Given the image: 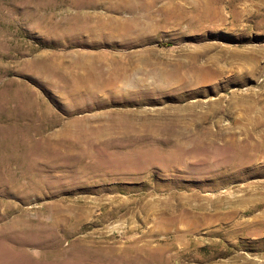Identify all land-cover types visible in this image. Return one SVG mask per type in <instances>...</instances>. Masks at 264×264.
<instances>
[{"label": "rangeland", "instance_id": "obj_1", "mask_svg": "<svg viewBox=\"0 0 264 264\" xmlns=\"http://www.w3.org/2000/svg\"><path fill=\"white\" fill-rule=\"evenodd\" d=\"M87 1L0 0V264H264V153L237 175L221 147L264 142V0H155L149 12ZM184 12L205 20L162 22ZM107 19L137 21L133 42L111 39ZM98 58L104 80L123 72L118 93L89 85ZM188 66L196 80L181 84ZM126 113L167 130L94 133ZM177 142L180 166L140 156Z\"/></svg>", "mask_w": 264, "mask_h": 264}, {"label": "bare ground", "instance_id": "obj_2", "mask_svg": "<svg viewBox=\"0 0 264 264\" xmlns=\"http://www.w3.org/2000/svg\"><path fill=\"white\" fill-rule=\"evenodd\" d=\"M89 1V0H88ZM87 1V2H88ZM97 1V0H96ZM107 2H108V11H110V12H115V11H119L120 12V10H127V11H135V10H137V9H143V10H147V12H149V11H151V9H152V7H153V3H154V1L155 0H149L148 2L146 1V2H143L142 0H106ZM89 2H92V1H89ZM86 3V2H85ZM90 5L91 3H87V4H85V5ZM138 12V11H137ZM199 13V12H198ZM161 14V13H160ZM151 15V14H150ZM154 16V15H153ZM162 17H163V23H165V22H167L168 20H172V22H173V24H175V26L176 25H179L180 23H183V22H187V24L188 25H191V26H193V25H198V24H200L201 25V23H203V21L205 20L204 19V14L202 13V14H200V15H188V14H186V12H184V14H179V15H171V14H168V13H166V14H164L163 13V15H162ZM85 18V17H84ZM112 18V17H111ZM142 18V17H141ZM143 18H145V17H143ZM81 19V18H80ZM118 19V18H117ZM79 20V19H78ZM114 20V19H113ZM124 20H126V19H124ZM133 20V19H132ZM145 20V19H144ZM144 20H142V21H144ZM153 20V19H152ZM82 23H85L84 21L85 20H83L82 19ZM151 21V20H150ZM145 22H148V21H145ZM158 22V21H157ZM96 23V22H95ZM150 23V22H149ZM148 23V24H149ZM137 24H138V22L137 21H130V22H124L123 23V30H119V23H118V25L117 24H115L113 21H112V19H107L106 20V23H105V28L107 29V31L109 32V37L112 39H119L120 40V42L121 43H124V44H129L130 42H133V40L131 41V39H130V36H129V32H127V28H129V27H131V26H137ZM160 24V23H159ZM205 24V23H204ZM83 25V24H82ZM102 25V24H101ZM117 25V26H116ZM147 25V24H146ZM126 26V27H125ZM141 27L143 26V25H140ZM139 26V27H140ZM148 26V25H147ZM169 26V25H168ZM93 27V26H92ZM98 27V26H97ZM150 26H148V28H149ZM79 28V27H78ZM137 28H138V26H137ZM137 28H135V29H137ZM155 28V27H154ZM153 28V29H154ZM161 28V27H160ZM195 29V28H194ZM150 30V29H149ZM86 31H88L89 33L91 32V30H86ZM132 31V30H131ZM138 31V30H137ZM151 31V30H150ZM196 31V30H195ZM101 32H102V30H101ZM144 32V31H143ZM148 34H149V32H147ZM86 34V33H85ZM140 34H142V32L140 33ZM133 35V34H132ZM144 36V35H143ZM106 37H107V35H106ZM132 37V36H131ZM138 37V36H137ZM136 37V38H137ZM142 37V36H141ZM103 38V37H102ZM135 38V39H136ZM143 38V37H142ZM98 39H100V38H98ZM139 39V38H138ZM118 40V41H119ZM117 41V40H116ZM102 42V41H101ZM104 42V41H103ZM153 54V53H152ZM151 54V52L149 53V55H152ZM87 55H85V57H86ZM92 56H93V54H92ZM95 56V55H94ZM93 56V57H94ZM90 58H92L91 56H90ZM132 58V57H131ZM94 59V58H93ZM142 59V58H141ZM144 59V58H143ZM88 60H89V58H88ZM128 60V59H127ZM91 61V62H90ZM90 61H88V63L86 64V67H85V70H84V68H83V70L84 71H86L87 72V74H86V77H87V75H88V82H89V85L91 84V85H93L95 88H99V89H102V90H106V89H112L111 91L113 92V94L114 93H118L119 92V88L117 87L118 85H116V84H118L119 83V81L121 80V78L123 77V72L121 73L120 72V68L118 67V68H115V69H111L110 71H108V78L106 79V80H104L103 78H102V76L103 75H101L99 72H98V70L100 71L101 70V65L103 64V60L102 59H96V60H94V61H92V59H90ZM145 61V60H144ZM150 63H151V61H149ZM153 63V62H152ZM159 63H161V62H159ZM164 63V62H163ZM191 63V62H190ZM82 64V63H81ZM132 64V63H131ZM175 64V63H174ZM174 64H172V65H174ZM79 65V64H78ZM145 65H146V61H145ZM144 65V67H146ZM149 65V64H148ZM157 65V64H156ZM162 65H164V64H162ZM79 66H81V65H79ZM169 66V65H168ZM178 66V64L176 65V67ZM182 67H183V65H181ZM186 66V65H185ZM78 67V66H77ZM135 67V66H134ZM181 67V68H182ZM206 67V66H205ZM136 68V67H135ZM147 68H148V66H147ZM151 68V67H150ZM153 68V67H152ZM156 68V67H155ZM173 68H174V66H173ZM177 68H179V67H177ZM196 67H192V66H188L187 67V69H185V72H184V74L182 75L181 74V76H179L180 77V79H181V81L182 82H180L181 84H183L184 82H187V84H189V79H193V80H196L195 78V73L197 74V71L198 70H196L195 69ZM78 69H81L80 67L78 68ZM154 69V68H153ZM152 69V70H153ZM156 69H158V68H156ZM155 69V70H156ZM160 69H161V67H160ZM169 69H171V68H169ZM102 70H103V72H104V68H102ZM101 70V71H102ZM108 70V69H107ZM130 70V69H129ZM136 70V69H135ZM138 70V69H137ZM155 70H154V75L156 74L155 73ZM173 70V69H172ZM134 71V70H133ZM82 72V71H81ZM152 73H153V71H151ZM150 72V73H151ZM176 72H177V70H176ZM176 72H174V71H172V73H166V72H164V73H162L160 76H159V79H163V80H165V83H162L161 84V86L160 85H156V88L157 89H160L161 90V88H165V86L167 85V83H169V81L171 80V79H173V77H175L176 76ZM216 72H218V70H216ZM89 73V74H88ZM105 73V72H104ZM149 73V72H148ZM149 73V74H150ZM151 73V74H152ZM160 73V72H159ZM85 74V73H84ZM199 74V73H198ZM106 75V74H105ZM153 75V74H152ZM105 77V76H104ZM156 77H157V75H156ZM155 78V77H154ZM158 78V77H157ZM197 78H198V76H197ZM176 79V78H175ZM180 79H179V81H180ZM125 80V79H124ZM122 81V80H121ZM179 81H178V83H179ZM171 83H172V81H170ZM121 83V82H120ZM128 82H126V84H127ZM179 83V84H180ZM197 84H199V83H197ZM141 85V84H140ZM146 85V84H145ZM171 85V84H170ZM185 85H186V83H185ZM201 85V84H200ZM88 86V85H87ZM121 86V85H120ZM123 86V85H122ZM127 86V85H126ZM181 86V85H180ZM180 86L178 87L177 86V88H180ZM78 87V86H77ZM82 87V86H81ZM84 87V86H83ZM135 88H136V86H134ZM144 87V86H143ZM170 87V86H169ZM186 87V86H185ZM193 87V86H192ZM90 88V87H89ZM128 88V87H127ZM139 88V87H138ZM141 88V87H140ZM182 88V87H181ZM190 88V87H189ZM99 89L98 90H96V93L95 94H97L98 93V91H99ZM156 89V90H157ZM170 89V88H169ZM176 89V88H175ZM79 90V89H78ZM91 90H93V89H91ZM90 90V92H92ZM127 90V89H126ZM82 91V90H81ZM122 91H123V88H122ZM128 91V90H127ZM161 91H165V90H161ZM89 92V93H90ZM93 92H95V90L93 91ZM92 92V93H93ZM112 92H110V93H112ZM144 92V91H143ZM109 93V92H108ZM123 93H124V91H123ZM168 93V92H167ZM193 93V92H192ZM94 94V93H93ZM102 94V93H101ZM120 94V93H119ZM125 94V93H124ZM136 94V93H135ZM126 95V94H125ZM127 97V96H126ZM157 97V96H156ZM143 99V98H142ZM147 101V100H146ZM124 113V112H123ZM137 115L136 114H122V115H118V117L115 119V117H114V120L112 121V123L110 124V125H104V126H101V127H99V126H97L98 128H96L94 131V133L95 134H102L103 132H105V131H108V130H116V129H118V130H122V131H128V132H141V133H144V134H146V135H148V136H150V137H153V139H154V137L155 136H160L161 135V133L162 132H164L165 130H167V127H165V126H167V125H165V126H158V125H152V122L151 121H144L143 123H141L138 127H136L135 125H134V120H135V117H136ZM143 118V117H142ZM145 118V117H144ZM147 118V117H146ZM147 119H149V118H147ZM169 127V126H168ZM172 127V126H171ZM171 127H169V128H171ZM168 128V129H169ZM205 128V127H204ZM117 130V131H118ZM171 130V129H170ZM208 129H206V131H207ZM177 131V130H176ZM201 131V130H200ZM205 131V132H206ZM170 132V131H169ZM173 132V131H172ZM175 132V131H174ZM173 132V133H174ZM178 132V131H177ZM198 132V131H197ZM208 132V131H207ZM165 133V132H164ZM180 133V132H179ZM209 133V132H208ZM207 133V134H208ZM224 133V132H223ZM261 133V132H260ZM166 134H168V133H166ZM165 134V135H166ZM202 134H203V132H202ZM204 135V134H203ZM205 135H206V133H205ZM225 135V134H224ZM158 136V137H159ZM217 136V135H216ZM149 137V138H150ZM175 137V136H174ZM178 137V136H177ZM199 137V136H198ZM176 138V137H175ZM181 138V137H180ZM262 138V137H261ZM199 140H202L201 138H197V141H199ZM212 140V139H211ZM232 139H228V140H225V143L223 144V146H221V147H223V150L225 151V152H227V151H229V153L231 154L232 153V155L231 156H228V157H226L225 159H223V160H225L223 163L224 164H227V170H232V169H235L236 170V174L238 175V174H241L242 173V171H243V169H244V166H247L246 164L248 163V162H252V160L253 161H255L257 158H258V155H254V154H249V151H254V150H256V152L257 151H259V148H260V151L261 152H263L264 153V142H262V144H257V145H255V147L253 148V149H249L248 147L249 146H247V145H240L238 142H236L235 144H234V141L232 140ZM172 141H173V139H172ZM183 141V140H182ZM185 141V140H184ZM190 141V140H189ZM196 141V142H197ZM213 141V140H212ZM155 142V141H154ZM188 142V141H187ZM184 143V142H183ZM212 143V142H211ZM187 144V143H186ZM174 145V144H173ZM153 146V145H152ZM214 147V146H213ZM219 149V148H218ZM222 150V151H223ZM185 150H184V148H183V145H182V143H180V142H177L174 146H173V148L171 149V150H165V149H156V147L155 148H148V149H144V150H142L140 153L142 154V155H140V156H144L143 158H145V157H148V161H149V157H151V156H153V157H155L157 154H160L158 157L160 158H157V159H159V160H165V162L166 161H168V160H179L180 158H181V156H182V154H183V152H184ZM217 151V150H216ZM139 153V154H140ZM217 153V152H216ZM135 154H138V152L137 153H135ZM185 154V153H184ZM183 154V155H184ZM183 157V156H182ZM225 157V156H224ZM150 159H152V157L150 158ZM154 159V158H153ZM182 159V158H181ZM262 160H263V158H262ZM151 161H153V160H151ZM160 161V162H161ZM156 162H157V160H156ZM163 162V161H162ZM179 163H177V165L178 164H180L181 165V160L180 161H178ZM216 162H218V161H216ZM158 163V162H157ZM164 163V162H163ZM255 163V162H254ZM253 163V164H254ZM166 164V163H165ZM249 164V163H248ZM180 165H178V166H180ZM249 165H252V164H249ZM213 166V165H212ZM161 168V167H160ZM164 169V168H163ZM214 172V171H213ZM233 172V171H232ZM215 175V174H214ZM235 177V176H234ZM181 208V207H180ZM184 213H187V212H190V211H183ZM194 214H199V213H197V212H193ZM237 214V210H235V209H232L231 211H229V215H230V217H232V216H235ZM200 215V214H199ZM173 217V216H172ZM175 217V216H174ZM173 217V218H174ZM172 219V218H171ZM172 221L174 222V223H177V221H176V217H175V219H172ZM174 223H172V225L174 226V231H175V233H176V235H177V237L178 238H181V237H184L186 234H187V232H183V231H180L179 229H178V227H175L176 226V224H174ZM237 225H238V223H237ZM236 227V226H235ZM234 227V228H235ZM245 232V231H244ZM246 234H247V232H246ZM184 249L185 248H183L182 249V251H184ZM239 256V255H238ZM199 258H201V257H199ZM199 258H197L196 257V260L197 261H199ZM204 260V259H203ZM238 262V261H237ZM219 264H228V263H224V262H222V263H219ZM229 264H236L235 263V260H231V262L229 263Z\"/></svg>", "mask_w": 264, "mask_h": 264}]
</instances>
